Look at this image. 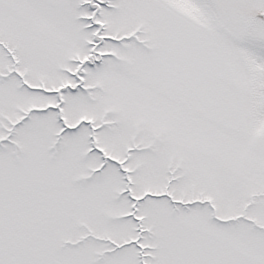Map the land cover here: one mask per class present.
I'll return each mask as SVG.
<instances>
[{"label": "snow or ice", "instance_id": "snow-or-ice-1", "mask_svg": "<svg viewBox=\"0 0 264 264\" xmlns=\"http://www.w3.org/2000/svg\"><path fill=\"white\" fill-rule=\"evenodd\" d=\"M0 264H264V0H0Z\"/></svg>", "mask_w": 264, "mask_h": 264}]
</instances>
